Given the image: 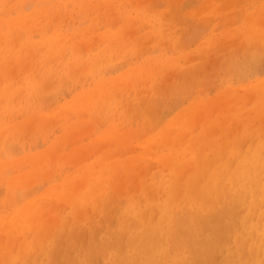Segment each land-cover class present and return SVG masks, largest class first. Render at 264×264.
Wrapping results in <instances>:
<instances>
[{
    "label": "bare ground",
    "instance_id": "obj_1",
    "mask_svg": "<svg viewBox=\"0 0 264 264\" xmlns=\"http://www.w3.org/2000/svg\"><path fill=\"white\" fill-rule=\"evenodd\" d=\"M17 1H20L21 3L24 0H17ZM26 1L24 3L27 4L28 1L27 2ZM84 1L85 2L83 3V7H85L84 8L85 13L80 12L78 15H77L78 12L75 13L76 16L74 17H76L75 18L77 20L76 22L73 21V22L64 23L65 21H63L60 34L51 33V35H49L48 37L46 36V38L43 37L42 39V37L40 36L43 35L42 33H45L46 31L45 29L42 30L40 29L46 28L47 30V27L41 26L40 28H38L36 25L34 26L32 24L33 25L32 28L34 29L33 31H35V33L36 32L38 33V35L36 34L35 35L32 34V35L37 36L38 38L40 37L42 41L37 42L38 40L36 41L30 39L32 42L36 41L35 43H32V45L31 43H28L26 41L25 43L31 45V46L29 45L30 50L29 47L28 49L26 48L28 45L22 42L23 39H21L20 36L19 37L16 36V34L18 35L22 34L21 31L23 32V30L20 29L19 27L24 25L22 21H24L26 17L23 16L24 17L23 19L22 16L16 18L13 17V15H11L13 19L9 18L10 19V21L8 22L9 25L5 22L9 27V30L7 32L6 31L0 32V71H1L0 72V113L9 110V105H11V109H13L15 113L16 111H18L17 109H22V111L24 109V114L22 115V113H20L19 115L20 117L23 116L26 120L20 122L21 118L19 116L18 117L20 119H18V117H13L11 119L13 114L12 113L11 116L8 117L10 118V121L13 120L14 122L12 121L10 123L7 122L8 124H6L5 122L4 123L5 125L2 124L3 122L1 123L0 138H2V141L0 140V145L1 144L4 145L3 148L0 146V151H2L0 153V158H4L3 156L5 155L13 156L16 153L17 151L16 148H13L15 151L13 150V152H10L11 151L10 146L16 147V143L14 142L15 144L13 145L9 141H12V139L16 140L18 134L19 137L22 136L24 137L25 135H27V134L25 135L21 134L20 136V133H22L24 129L29 128L30 131L26 132L28 133V136H31V133L33 134L31 137H27L29 139L34 137V134L37 135L40 134V131L42 133V129H45L46 126L45 124L46 120L49 119L45 118L46 119V120L44 119L45 123L43 122L42 119L43 116H41L42 114L41 115L39 114L42 113L39 112L41 111L39 107L42 105V103L46 102V100L47 102L49 101L48 99H44V95H42L43 92L39 93V91L41 88L45 87L44 85L46 83L52 84L49 85L52 88L56 84L55 87L57 89H55V87L54 89L50 87L51 88L50 91L52 90L54 94L51 93L52 91L49 92L48 94L51 93L57 96L56 94H58V92L62 93V90L61 91L58 90V88H60L62 84H66V85H62V87L63 86L64 88L65 86L67 87V82H65L66 80L62 81L65 78L68 80V83L69 81L71 84L72 83L74 84L75 82V85L77 86L75 88H77L78 90V91L76 90L77 92L86 95L85 99L82 98L83 101L81 100V98H79L80 99V100L78 99L79 102H74V103L72 102L73 104L71 106V109L74 110L73 113H76L78 116H81L82 110L84 109L82 115L85 114V111L86 113H90V116L89 115L87 116L88 118H90L93 115V113H95L96 115L99 114L101 118H99L100 116H97L98 118L95 116L94 119L95 118L98 119L99 124L102 121L106 122L107 124V128L105 129L106 131H104L103 133L99 131V134L102 135H99L98 139L100 138L103 139V137H106V139L104 140L107 141L112 140L115 142L116 140L121 141L129 134L130 137L131 135L132 137L136 136L138 140V143L136 145H138V147L141 149L143 154L145 149L148 150V151L146 150L145 153L146 152L150 153V157H152V159L150 160L154 159V167L156 164L158 169L156 167L155 168L157 169V171L156 170L153 171V169L155 168L152 169L153 172L155 171L156 172L153 174L152 180L148 182V184H144L145 181L144 180L143 182H141L142 184H138L137 190L131 189L132 190L131 192H125L124 196L121 195L123 197H120L118 195L120 193H118L117 194L118 197L115 199H118L120 197V199H118L119 205L118 208L114 209L113 197L117 193V190L115 189V187L118 186L116 183L117 178H118L117 182H120L118 177L119 169L125 174L127 171H129L127 170V168L130 169V171L134 170V172H137L138 168L136 167L137 169H135L136 163H133L137 161V159H133V157H131L132 155L134 156V152L136 151L132 152L133 150H135L134 148L131 150L130 149L131 147L129 148L127 147V145H124L125 147H127V150L129 148V150H131L132 152V154L130 152H129L130 154H128L131 155L130 156L131 160L126 154L124 155L127 156L126 160L129 159L131 162L130 161L124 162L123 160H119V159L114 160L113 158L109 160L102 159L101 161L100 158L104 156L101 155L94 156V154L97 153L98 150L97 148L99 147L98 145L101 139L100 140L96 139L97 142L99 141L98 143H96L98 145L95 144L98 147H96L95 145L92 146V143L94 144V142L92 143L90 142L89 145H91L92 147H96L94 149H97L96 151L93 150L94 151L93 155L91 153V155L94 156V159L91 160L94 166H92V164L89 162L90 159L87 164H84L83 162V167L78 166L77 164H75V162H73L74 165H77V168L76 170L73 169L74 170L73 173L68 174L66 171L67 169L68 171L71 170L70 167L68 166H71L72 162L71 163L68 162L69 165L67 166L65 164L66 161L64 160L65 161L64 165L65 167L67 166L68 168L65 169L66 171L64 172V176L61 179H59L61 181V182L59 181V184L57 178L56 180H54L56 176L58 178L62 176L60 174L58 176L57 173L59 172V170L56 173L55 171L56 168L55 169L51 168L52 170L49 171L50 173L48 172L49 174H46L52 176L51 173H55L54 178H50V179H52L51 181L55 182L56 185L54 184L55 186L53 185L51 187L52 190L47 191L45 189L47 192L43 190L46 192L45 196L47 194V197L48 196L54 197L53 200L55 199L61 200L63 204L69 209L67 215H65L63 218L61 216L60 218L61 220L59 221V223L57 224L55 223L54 227L48 229L49 227L46 228L45 225H41L43 222L39 221L42 218L40 217V215H39L40 218H37L38 219L37 221L39 223H35L34 220V218L36 217L35 216L36 212H38L39 210H41L40 208H42L41 205L46 206L51 201L53 202V200L49 199L50 197L48 198L50 202L46 204H44L45 203L44 201L43 204H37L36 206L33 205L31 206L29 204L25 206L24 204L23 205L19 204L22 205V207H20L19 205H17V208L14 207V210L13 209L10 210V211H14L11 212L13 214L11 217H10L11 214L10 211L8 212L7 210L8 207L6 202H5L6 205L2 203L4 204L5 208L7 207L5 211L7 210L9 216H7L8 214L6 213L3 215H6L4 216L5 219L8 217L9 218L8 221H5L4 218H1L3 217V215L0 217L1 221L4 220L2 222L0 221L1 222L0 264H264V80L255 83L253 81H257L259 78L253 77V79H249L246 73V69L249 65L248 63L253 59L256 60L257 57L259 58L260 50L264 49V17H262L264 16V0H221V3H219V8L215 9V7H212V11L209 16L216 17L217 15L219 19L223 18L224 19L223 21H225L224 23L227 22L230 26V29L228 30L225 27V32L226 29L228 31L226 34H222V35L219 34L218 32L216 33L214 29H211L210 33L206 37L207 40L206 41L207 46L205 47L206 49L205 48L202 49L199 47H197L196 49V52L198 53L203 51L201 53L202 58H204L203 57L204 53L208 52L210 54V55L208 54L209 56L208 58H211V60H209V63L210 65H212L211 66L212 69L213 66L214 67L220 66L222 70L225 69L227 75V77L225 78L228 79L224 78L223 79L224 83L225 82L229 83V80L232 78L236 79V81L239 83L237 84L236 82L235 84L239 85L238 88L240 87L241 90L240 89L239 90L241 91V93L238 92L237 87H233V86L231 87L230 84H227L223 91L219 90L217 92L218 95L215 97L219 100V102H224L223 98L225 97V102L220 104L218 103L219 107L218 109L216 108L217 110L216 112L214 109L215 105H213L214 102L212 103L210 99L208 100L210 102L203 101L204 100L203 98H202L203 100L201 99L203 102L202 101L193 102L192 100V102H190L192 105L189 103L191 106L188 107V110H186L185 117L182 119L183 120L182 123L181 121H178L180 122L181 125L180 124L178 125L176 123L168 124L166 130L165 128L163 129L161 128L162 130L157 129V126L159 124L157 122L155 124L149 123V119H151L150 118L151 116H149L148 111L156 107L157 103H159V100L167 98L166 95L169 94L171 96L172 93H175L173 92L175 88H178L176 92L177 94L179 93V90L181 88H185V86L181 87L179 85L181 82L178 84L179 86L175 85L177 84L174 81L176 79H174L172 75L176 76L178 74L183 73L186 77H188V80L190 78H196L199 75L200 78L203 75L202 76L201 74L197 75L198 70L201 68L200 69L202 71L201 73H203L204 72L203 69L205 68L202 69V66L205 67L206 63L209 64L208 61L206 59H203V61L200 60L201 62L198 63L199 65L198 64L196 65V62H194L195 64L189 63L181 68L182 65L179 62H180V56L182 54L180 55V52L178 53V51L175 50L178 48L175 47L174 42L176 39H180L183 44L182 47L185 46L183 36L182 34H180L181 36H177V37H173L174 36L173 34H172L173 36L169 35V33L167 32V24L165 21L167 16L163 12L158 11L157 8L154 6L152 9L146 8L145 10H143L141 13V17L139 19L137 18L125 19L123 26L122 27L120 26L121 28L119 29L114 28L113 30H111L112 29L111 28L110 30L108 29L106 31L105 30L102 31L101 27L102 24H104V22L102 21L105 18L103 17L101 18L102 15L101 14L102 12H100L102 9L101 4L99 3V1L96 0H84ZM4 2L8 4V8L11 9V7H13L11 5L14 3L13 0H2L1 1L2 5L4 4ZM43 2L44 1H42V3ZM134 2L135 3L137 2V4L139 3L138 1L135 0ZM204 3H206V1ZM30 4L31 2L28 3V5ZM35 4L37 5L38 3L36 2ZM28 5H26V7L23 6V8L27 9ZM17 7L18 6H14L13 9L17 11ZM106 9L104 10L106 11ZM208 9L209 8H207V11H209ZM1 10L3 12L2 11L0 12L4 13L5 15L8 14V12L6 13L4 12L5 10L3 9ZM112 10L114 12L113 7ZM33 11L36 12V10L30 9L29 13L31 16L28 15L29 17H32L31 12L33 13ZM105 11L103 12V14L106 13ZM119 11L120 10H118L117 12ZM10 12L12 13V11ZM39 12L42 13L43 11H39ZM2 13H0V15L5 16ZM110 13L111 12L107 13V15L109 14L108 16H111ZM120 13H117L118 17L122 15V13L121 14ZM33 15H34L33 17H35L36 14L34 13ZM54 15L56 17V13ZM59 15L60 14H58L57 17H60L62 14L60 16ZM153 15H155V17H153ZM42 16L41 19L43 18L47 19L46 16L45 17ZM113 16H112L113 18H116L115 14ZM204 16L206 15L203 14V17ZM20 17H22V20ZM208 17L206 16L207 22L211 20ZM27 18H26L27 22L24 27L28 26L27 24L31 26L30 23L35 22V21L31 22ZM1 19H2L1 21L4 22L3 17ZM56 19L57 18H54V20ZM59 19L61 21L62 16ZM48 20L51 19H47V22H49ZM112 20H110V22ZM121 22L123 23V21ZM179 22L180 21L175 22L177 27L181 26V23ZM77 23H82V24L77 25ZM75 24L77 26H75ZM109 26L111 27V25ZM34 27H36L37 30H35L36 28ZM2 28H4V25L2 26ZM14 28L16 29V31H13L15 30ZM30 30L27 29V32H31ZM195 35L196 34L192 32L189 36L194 38ZM97 37L99 38L98 42L100 44L106 43L103 45V48H100L97 45L98 42H96L95 40L97 39ZM224 37L226 38L229 37L231 40L226 41ZM94 41L96 42L95 45H97V50H98L96 53L93 52H92L93 54L91 52L89 53V50H87L88 52L86 51L87 52L86 53L83 52L84 51L83 49H82L83 51L80 49L81 46H84L83 48L85 49H88L89 46L90 48H92V46L94 45L92 42ZM21 42L22 44L24 43L26 46L24 45L22 48V46H20ZM177 43L179 42L177 41ZM40 44H42V48L45 46L44 48V50L46 51L45 55H44L45 52L42 50V48H39ZM17 45H19L20 47L18 46V48L15 49ZM78 47L79 50L83 52L82 54L83 56L84 53H86V58L72 62L66 59L68 63L66 62L63 63L64 60L62 61L63 58L62 56H60V53L58 54L59 52L58 50L61 48L65 54L64 56L67 57L68 56L67 54L74 55L78 50ZM40 49L41 51H43L44 56L41 55L42 58L40 56L41 59H38L37 58V56H39L38 52L34 50H40ZM106 49L107 51L109 49L108 53L113 54V56L110 57L109 59L107 58L106 61L103 60V62L105 61V63H103L100 59L104 58L106 54L105 56L103 55L104 57H102L99 53L100 52L102 53V51ZM32 50L37 55L35 54L34 56V52H32ZM172 51H176V54L174 52L172 53ZM30 53H32L33 55ZM35 57L37 58V60L34 59ZM29 58L33 59L34 61H31ZM28 59L30 60V64L36 62L34 63L36 65V69L37 67H39L38 69L40 70L38 71L40 72H36L35 68H30L33 66L28 67L30 65L29 62H27ZM127 60L130 61V63H132L133 65L128 64ZM55 61H59L61 65L57 62L56 64ZM27 63L29 64L27 66L28 71L30 69H34L36 75L32 71L33 72L32 75L30 72V75H27L25 78H22L23 76L22 72L24 71L27 72V70L24 69L26 67H23V65H26ZM117 63H120L121 65L125 63L128 64L127 66L129 65L130 66L128 68L125 67L126 70H122V72H120L119 74L117 73L118 75H112L111 72H115L116 69L115 67ZM3 64L6 65L4 69L5 70L7 69L8 70L7 72H10L11 69H14L15 75L12 72L10 74V75L13 74L12 76H10L9 73L6 74V71H3L4 69H2ZM7 64H9V66L11 67L8 66L9 68H7ZM53 64H56L57 66L59 65L61 66V68L59 67L55 68L56 66L53 67ZM125 64L123 66H125ZM22 67L24 69V70L22 69L23 71L20 70V68ZM46 67H48L50 71H47L45 69ZM197 68L199 69L197 70ZM211 68L209 70L212 71ZM220 68L217 67L216 70L219 71ZM43 69H45L46 71L45 70L43 71ZM19 70L22 74L18 72ZM215 71H212L214 72L212 74L216 75L217 78L218 76L217 74L219 73L217 72L215 73ZM2 72H4V74H2ZM20 74L22 76H19ZM208 74L210 75V71ZM258 74L259 73H256L255 76ZM78 75H80L81 77H79ZM205 75L206 73L204 74L203 78H201V80L197 78L199 79L198 81H194L193 79H190V82H192L191 80H193V83L196 82V84H199L200 83L199 81H201L203 85L201 83L200 84L202 86L200 84L197 86L194 85L195 87H197L194 88L197 89L199 92H200V88H202V91L206 90L205 88H203L205 81H207L204 80ZM214 75L213 78L215 79ZM17 76H19V78H17ZM36 77L37 78L40 77L41 79L38 85L36 81L38 82L39 79H37ZM218 78H220V76H218ZM202 79L204 80V83ZM206 79H208V77ZM14 80L16 81L15 84H11V81ZM72 87L69 88V91H72ZM166 88H168L167 90L169 91V93L167 92ZM44 89L43 91H45ZM186 89H188V87L185 88V91L189 93V91ZM64 90L66 92V89H63V91ZM46 91H48V89ZM181 91L182 89L180 90V92ZM65 92L63 94H65ZM203 92L206 93V91ZM66 93H68V91ZM78 94H75V96H77ZM80 94L78 95V97L80 96ZM183 94H184L183 96H185L186 92ZM15 95H17L20 98L16 99L18 97L16 96L15 98ZM38 95L39 98H36L38 97ZM41 95L43 96L44 101L43 99L42 100L40 99L42 97ZM83 95L80 97H83ZM219 95L220 97H222L221 95H223V98L220 99ZM13 96L16 99V101L20 99H24V101L28 99L29 100L24 103L25 104L24 108L22 103L21 105L16 107V105L22 102V100H20L19 102L17 101L18 103L14 105L13 103L15 102V99L12 100ZM50 96L47 97L46 95L45 98H49ZM59 96L62 95H60L59 93ZM215 97L211 98V100H214L216 102L217 100H215ZM57 98L58 97H56L54 104L59 101L58 100L59 98L58 99ZM37 99L40 100L36 101ZM67 104L71 105V103H67ZM221 104H224V106H221ZM47 105H50V103ZM55 105L57 106L61 105L60 107H58L60 109L62 108L61 111L63 110L64 107H66V104L63 105L62 103L60 104V102L59 105L58 104ZM33 107H36V109H39V111L33 109ZM56 108L57 107H55L52 110L54 111ZM224 108L227 110L224 111ZM42 109L44 110L46 108L42 107ZM61 111L59 110V112ZM65 111L68 112V110H63V112ZM163 112L165 114L166 113L170 114V111L167 112V110ZM213 112L214 114L215 113L216 114L214 115ZM38 114L41 116V119ZM64 114L66 115L68 113H64ZM179 114L181 113L179 112ZM43 115H46V117H48L47 116L48 114L43 113ZM171 115L173 116V113L170 114L169 116ZM4 116L6 117V114ZM62 116L63 118L58 119L61 120L58 121V123L61 126V128L65 129L63 130L65 132L68 129V125L66 124L68 121L67 119H69V117L72 116L68 117L66 115L68 117L67 118L65 116L66 119L64 118L63 114ZM102 116H103V120L100 121V119H102ZM163 116H161L160 118L162 120L163 119L165 120V116L164 118H162ZM23 117L21 120L24 119ZM51 117L54 116L52 115L50 116V118ZM75 117L77 116L75 115ZM87 117L85 115V118ZM141 118L143 119V121H141ZM83 119L81 122H83ZM166 119H168L169 120L168 122L170 123V117ZM98 120H96L95 122L97 123ZM162 120H159V122H162ZM165 121L163 122V124L165 123ZM231 121L235 122L234 127L233 125L231 126V124H233V122L231 123ZM47 122L49 123V121ZM77 122L80 123V121ZM99 124H97L96 127L100 128ZM70 125L73 124L71 123ZM80 125L83 126L81 123ZM88 125H92V124H87V126ZM105 125H103V127H106ZM162 125L160 126L162 127ZM22 126L24 128L23 130L21 128ZM60 126L57 125V127H55L57 131L54 132H58L60 130V128L58 127ZM81 126H79V128H82ZM52 127L50 126V128L48 127L49 129L47 128L49 131L44 130L45 132H48V136L51 135L49 132H53ZM72 127H70L71 128L70 130L74 129L72 135L70 134L66 135L65 133L66 136L64 137L63 131H62L63 135L62 134L61 135L64 138H66L67 136L69 137L71 136L73 138L75 136L73 135V133H76L74 131L75 129H77V127L76 128H72ZM96 127L93 128L97 129ZM148 127H151V129L149 128L150 130L149 129L147 130ZM87 129L90 128L87 127ZM87 129L86 130L82 129L84 130L83 134H85V131L86 132L89 131ZM154 129L158 130L156 131V133L160 136V138H158V136L154 137L152 133ZM181 129H183V131L186 130V132L188 130L190 136L188 134H186L188 137L185 136L184 135L185 132H183L182 135H184L186 138H182ZM80 130H79L80 133H78V131L77 133L79 135L80 134L82 135L81 133L82 130L81 131ZM58 136H60V134ZM35 137L37 136L35 135ZM69 137L68 139L67 138L66 139L69 140ZM71 137L70 140L72 139ZM142 137H147V139H151L150 140L151 145L146 146L147 144L145 143H143L145 144L143 145L141 140ZM127 138L128 137H126V139ZM74 139L75 137L72 139V141ZM78 139L79 138H76L77 141ZM83 139L81 137L82 141ZM130 139L131 138H129V140ZM38 140L37 141L33 140L34 142L36 141L34 145L37 144V142H39ZM33 141H31L30 143H33ZM82 141L80 143L83 144ZM52 142L53 141H51V143ZM41 143L38 144L41 145ZM101 143L102 142H100V145L102 146ZM60 144L62 146L63 142ZM70 144L74 145L72 143ZM75 144L77 145L76 147H78L79 149L80 147L85 145L83 144L82 146H80L79 144L80 146L79 147L78 143ZM55 145L56 144H54V148H56ZM65 145H68L69 147L68 143ZM110 145L112 147V144H109V146ZM37 146L35 147L31 146V147L32 148L34 147L35 149ZM105 146L108 147L107 145L103 144V147ZM17 147L19 151L20 147L19 146ZM44 147L43 149L46 151V148L49 149L50 145L49 147L46 148ZM57 147L60 146L57 145ZM64 147L66 148L67 146ZM87 147L85 146V148ZM92 147L90 148V150L93 149ZM100 147L99 149L102 150ZM50 148L52 150L51 152L52 155L55 156V154L53 153L52 146ZM82 148H84V146ZM24 149L28 150L26 148V145L25 147H23V150ZM66 149L63 151H65L64 152L65 154H68L69 153L67 152L68 149L67 150ZM76 149L77 148H74V151L72 153H69V156L68 155L67 156L70 158L72 156L71 154H74ZM79 149L78 151L80 152L81 150L83 151V149L81 150ZM44 150L43 151L41 150V152L43 153ZM59 150L60 149L58 148V151ZM71 150L73 149L71 148ZM78 151H76L77 156H78L77 153ZM85 151L86 152L88 151L90 153L89 148L88 150L86 149ZM119 151L120 152H117L116 150L118 154L119 153L121 154L122 150ZM41 152L37 151L35 152V154L33 153L34 155H32L31 153V155H28L27 159L29 161H34L35 160L34 157H37L35 156L36 153L40 154ZM7 153H11L12 155ZM58 153L61 154L63 152L59 151ZM83 153L85 154L84 151ZM83 153L81 154L82 156ZM89 153L88 156L84 155L83 157L87 156L88 159ZM16 154H18V152ZM23 154L26 155L29 154V152L28 153L24 152ZM40 155H46V154H40ZM52 155L48 154L47 157L48 156L51 157ZM103 155H105V153ZM107 155L108 157H114L115 154L111 152V154L108 153ZM58 156H62V154ZM75 156L73 155V157ZM137 156L141 157L143 155L141 154L140 156V154H138ZM144 157L147 158V156H143V158ZM23 158L24 160L26 159L24 156ZM66 158L67 157H65V159ZM51 159L53 158L51 157ZM75 159L78 158L75 157ZM132 159L135 161H132ZM9 160L10 159H8L7 161ZM14 160L15 159L12 160L13 163ZM42 160L44 159L42 158ZM42 160L40 161L42 162ZM82 160H86V158ZM139 160L143 161V159H139ZM139 160L138 163L139 162L142 163V161ZM144 160L146 163V159ZM23 162H20V164L24 166L23 167L24 169L27 166V164L25 166V163L27 162L25 161L24 165L22 164ZM37 162L39 163V161ZM59 162H62V160ZM28 163H29L28 166L33 164V163L30 164L31 162ZM45 163H47V161ZM73 163L71 166L72 168L74 167ZM131 163H133L134 167H132ZM138 163L136 166L140 164ZM147 164L150 165L148 161ZM152 164L150 168L152 167ZM12 165L11 167H9L10 170L9 168L5 169L8 167L5 165L4 168H2L1 166L0 167L2 168L1 169L2 171L6 170V173H10V171L14 168V166L12 167ZM16 165L18 166L17 163ZM40 165H38L37 167L39 168ZM46 165H50V163ZM51 166L52 165H50V167ZM33 167L36 166L33 164V166L31 167L32 170L34 169ZM16 168L14 169L15 171ZM145 168L146 166L144 167V169ZM144 169L142 170L144 171ZM25 170L26 169H24L23 172H25ZM36 170L34 169L33 170L34 172L32 171V173H35ZM44 170L46 171V169ZM142 170L140 171L141 173L143 172ZM13 171H11V173H14ZM39 171L40 169H38V172ZM45 171L44 173H47ZM51 171H55V172H51ZM147 171L148 168L145 171L146 172L145 174L148 173ZM140 172H137V174L138 173L140 174ZM29 173L30 172L27 173L28 176L30 175ZM61 173H63V171ZM4 174L2 175L3 179H4ZM42 174L39 177L43 176ZM145 174L143 173V175ZM15 175L17 176V174ZM141 175L142 174H140V176ZM2 176L0 175V179H2L1 178ZM36 176L37 175H35V177ZM122 176L124 175L122 174ZM131 176L132 174L130 175V177ZM25 177L27 178V176ZM30 177L27 178V182L33 181ZM35 177L33 175L32 178L34 179ZM130 177H128V179ZM42 178L43 177H41V179L39 178V180H43L42 182L41 181L39 182L38 180L37 182H35L40 187H42V185L38 183H43L44 185L45 184L44 180L48 179L49 177L45 178L44 176L45 179ZM28 179L31 180L28 181ZM143 179H145L144 176ZM13 180L12 181L2 180L3 182L2 181L0 182L4 184V182L6 181L7 182L6 184L8 185L7 187L8 189L9 187H14L13 184L17 183V187H18L19 186L18 182L20 181L23 182L22 180L18 181L19 179L14 181ZM45 181L47 182V180ZM51 181L48 184L52 183ZM77 182L80 183V187L74 190L73 186L77 184L75 185L73 184ZM123 182L125 181L123 180ZM25 183L26 182L24 181V184ZM124 184H122L123 185L122 187L126 186ZM2 185H0V194L4 192V190L1 188ZM20 185H22L21 189L22 187L24 188H26L27 186L31 187L27 185V183L25 184L26 186L25 185L23 186V184ZM130 185L129 187H131ZM17 187H16L17 193L14 191L16 193L14 195V198H16V195H18V191L20 190L19 188L20 186L18 187L19 189H17ZM45 187L47 188V186ZM32 190L33 189L28 190V188L20 190L19 195L17 197L19 199L23 197L22 198V202H23L24 198H26L24 196H27L28 193H29L28 196H32L31 195L32 192L34 194V192L36 191L35 189H34L35 191ZM7 192L9 191L7 190ZM20 192L26 193V195L24 194L23 196L22 195L20 196L21 194ZM43 194L44 193H42V195ZM4 195L8 196L9 198L11 194L9 195V193H7V194H3V196ZM39 197H41L40 194ZM44 198L45 197L42 196L41 198L42 202ZM19 199L17 200L19 201ZM31 199L33 200L32 197ZM8 201L9 203H11L10 201H12L13 203L14 200L12 198V200H8ZM27 201L24 203L27 204ZM53 203L54 204H51L52 206L55 205L57 202L55 203L54 201ZM61 203L59 205L62 206L63 204ZM57 205L58 203L56 204V207ZM61 206H59V208H61ZM1 209L4 208L0 206V210ZM63 209H62V213H64L63 211L65 210ZM58 210L57 212H59ZM89 211H91L90 214ZM66 212L67 211H65V213ZM54 213H56V211ZM51 218L49 219L50 221ZM48 232H49L48 237H45L46 233ZM18 238L20 240H18Z\"/></svg>",
    "mask_w": 264,
    "mask_h": 264
},
{
    "label": "rangeland",
    "instance_id": "obj_2",
    "mask_svg": "<svg viewBox=\"0 0 264 264\" xmlns=\"http://www.w3.org/2000/svg\"><path fill=\"white\" fill-rule=\"evenodd\" d=\"M1 1L2 0H0V4L2 5V3H1ZM14 1V3L13 4H11L13 7H11V9L10 8H8V4H6V2H4V4L1 6L0 5V11H2L1 9H3V10H5L4 12L6 13V12H8V14H4V13H2V12H0V13H2V14H4L5 16H1L0 15V22H2L1 20V18L3 17V21L4 22H2V23H0L1 24V30H0V32H7L8 30H9V27L7 26V24H8V22L10 21V19L9 18H11V19H13V17H16V18H19V16H24V17H28L27 19L29 20V21H35V22H32V23H30L31 24V26L29 25V24H27L28 26H26V27H24L25 25H26V18L24 19V17H23V19H24V21H22L23 23H24V25L23 26H20L19 28L20 29H22L23 30V32L21 31V35H18V34H16V36H20V38L21 39H23L22 40V42H28V43H31V45H32V43H35L37 40V42H40V41H42V39H43V37H45L46 38V36L48 37L49 35H51V33H58V34H60V31H61V27H62V25H63V21H65L64 23H67V22H73V21H77L75 18L76 17H74V16H76V14L75 13H77V15L80 13V12H82V13H85V7H83V3L85 2L84 0H75V2H74V0H34V1H32V0H24V1H22L21 3H20V1H17L16 0V2H15V0H13ZM27 2V4L26 3H24V2ZM39 1V2H38ZM42 1H44V2H46V3H42ZM49 1V2H48ZM66 1V2H65ZM96 1H99V3L101 4V6H102V9H101V11L100 12H102L101 14L103 15H101V18L103 17V18H105V19H103V21L102 22H104V24H106V25H104V24H102V27H101V30L102 31H106V30H110L111 28V30H113L114 28H121L122 26H123V24H124V21H125V19H127V18H130V19H134V18H137V19H139L140 17H141V13H142V11L143 10H145L146 8H153V6L154 7H156L157 8V10L158 11H161V12H163L166 16H167V18H166V16H165V21H166V24H167V32L169 33V35L171 36L172 34L174 35H172L173 37H177V36H181L180 34H182V36H183V40H184V44H185V46H183L182 47V42H181V40L180 39H176L175 40V42H174V44H175V47L176 48H178V49H175L176 51H178V53L180 52V64L182 65L181 66V68L183 67V66H185V65H187V64H189V63H193V64H195L194 62H196V65L198 64V63H200L201 61L200 60H202L203 61V59H206L207 61H208V63H209V60H211V58H208L209 56H208V52H206V53H204L203 55V57L204 58H202V55H201V53L203 52H200V53H198V52H196V49H197V47H199V48H202V49H204L206 46H207V44H206V37H207V35L210 33V31H211V29H214V31L217 33H219V34H226L227 33V31L230 29V26H229V24L226 22V23H224L225 21H223L224 19L223 18H221V19H219L218 17H217V15H216V17H217V19H216V17H214V16H209L210 15V13H211V11H212V7H215V9L217 8H219V3H221V0H210V2H212V3H210L209 2V0L207 1V0H135V1H138L139 3L137 4V2L135 3L134 2V0H106V1H108V2H106L105 0H96ZM192 1V2H191ZM206 1V3H204ZM31 2V4L30 5H28V3H30ZM38 3L37 5L35 4V3ZM48 2V3H47ZM53 2V3H52ZM74 2V3H73ZM123 2H125V3H128V4H125V3H123ZM182 2V3H181ZM209 2V3H208ZM40 3V4H39ZM58 3H59V5H58ZM134 3V4H133ZM206 5L207 3V5L205 6L204 4ZM216 3V4H215ZM57 4V5H56ZM67 4H70V5H67ZM105 4H107V5H105ZM136 4V5H135ZM210 4H213V5H210ZM218 4V5H217ZM7 5V6H6ZM26 5H28L27 6V9H25V8H23V6H25L26 7ZM110 5V6H109ZM128 5V6H127ZM138 5V6H137ZM210 5V6H209ZM216 5V6H215ZM14 6H18L17 7V11L16 10H14L13 8H14ZM75 6V7H74ZM130 6V7H129ZM74 7V8H73ZM108 9V12H107V9ZM112 7H113V9H114V12H117L118 10H120L119 12H117V13H122V15H120L119 17H118V15H117V13H114L113 12V10H112ZM140 7H141V9H140ZM6 8H8V9H6ZM111 8V9H110ZM207 8H209L208 10L209 11H207ZM30 9L32 10H36V12H34L33 11V13L31 12V14H32V17H29L28 15H30V13H29V11H30ZM43 9V10H42ZM55 9V10H54ZM104 9H106V11L104 10ZM54 10V11H53ZM70 10V11H69ZM128 10H130V11H128ZM133 10H135V11H133ZM10 11H12V13L10 12ZM39 11H43L42 13H40ZM60 11V12H59ZM66 11V12H65ZM106 12V13H104L103 14V12ZM46 12H47V14H46ZM59 12V13H58ZM64 12H65V14H64ZM74 12V13H73ZM109 12H111V13H113V14H111L110 13V15L111 16H108L107 15V13H109ZM126 12H128V13H126ZM207 12V13H206ZM36 14L35 15V17H33L34 15L33 14ZM56 13V17H55V14ZM124 13V14H123ZM130 13V14H129ZM206 13V14H205ZM209 13V14H208ZM19 14V15H18ZM58 14H62L61 16H62V19H61V21H60V17H57L58 16ZM107 15V17H106V15ZM115 14V17H116V15H117V17L116 18H113L114 15ZM202 14V15H201ZM203 14L204 15H206L209 19H211L210 21H206V16H204L203 17ZM11 15H13V17L11 16ZM39 15H40V17H39ZM43 15V16H42ZM71 15V16H70ZM129 15V16H128ZM132 15V16H131ZM31 16V15H30ZM37 16V17H36ZM41 16L42 17H45L46 16V18L47 19H51V20H48L49 22H47V19H41ZM49 16H50V18H49ZM54 16V17H53ZM67 16V17H66ZM70 16V17H69ZM113 16V17H112ZM22 17H20L21 18V20H22ZM39 17V18H38ZM52 17V18H51ZM73 17H74V19H73ZM153 17H155V15H153ZM152 17V18H153ZM204 19H203V18ZM262 17H264V16H262ZM54 18H57L56 20H54ZM70 18V19H69ZM72 18V19H71ZM114 19V20H112V19ZM118 18V19H117ZM5 19H7V20H5ZM34 19V20H33ZM42 20V21H41ZM105 20V21H104ZM110 20H112L111 22H113L114 23V26H113V23H111L110 22ZM41 21V22H40ZM54 21V22H53ZM58 21V22H57ZM108 21V22H107ZM121 21H123V23L121 22ZM178 21H180L179 23H181V26H178L177 27V25L175 24V22H178ZM223 21V22H222ZM7 24H6V23ZM21 22V21H20ZM38 22H40V23H38ZM122 23V25H121V23ZM34 23H37V24H34ZM83 23V22H82ZM82 23H77V25H79V24H82ZM4 25V28H2V26ZM35 26H37L38 28H40L41 26H46L47 27V30H46V28H41L40 30H42V29H45V33H42L43 35H41L40 37H42V39L39 37H37V36H34L35 34L36 35H38V33L36 32L35 33V31H33L34 29L32 28L33 27V25ZM9 25V24H8ZM54 25V26H53ZM76 24H75V26H77ZM109 25H111V27L109 26ZM115 25H117V26H115ZM119 25V26H118ZM225 25V26H224ZM17 26H19V25H17ZM51 26V27H50ZM75 26H73V27H75ZM121 26V27H120ZM5 27H6V30H5ZM22 27H24V28H22ZM29 27V28H28ZM57 27V28H56ZM106 27V28H105ZM110 27V28H109ZM215 27H216V29H215ZM218 27V28H217ZM225 27L228 29H226V32H225ZM17 28V27H16ZM34 28H36V27H34ZM105 28V29H104ZM15 29V28H14ZM27 29L28 30H30V29H32V30H30L31 32H27ZM72 29H74V28H72ZM179 29V30H178ZM223 29H224V32H223ZM35 30H37V28L35 29ZM56 30H58V31H56ZM100 30V31H101ZM13 31H16V29L15 30H13ZM51 31H53V32H51ZM196 31V32H195ZM221 31V32H220ZM39 32V31H38ZM192 32H194L196 35L194 36V38L193 37H190L189 35L192 33ZM223 32V33H222ZM15 33V32H14ZM18 33H20V32H18ZM32 34H34V35H32ZM28 36V37H27ZM224 36V35H223ZM17 37V38H18ZM19 38V39H20ZM225 39H226V41H228V40H231L229 37H224ZM26 39V40H25ZM36 40V41H31V40ZM98 37H97V39H95L96 40V42H98ZM187 39V40H186ZM177 41L179 42V43H177ZM22 42L20 43V46H22V48H23V46L25 45V44H27L28 45V43H23L22 44ZM95 42V41H94ZM94 42H92L93 44V46L95 47H93L92 46V48H90V46H89V48L88 49H85V48H83L84 46H81V50L83 51V52H86L87 50H89V53L91 52H93V53H96L98 50H97V45L100 47V48H103V45L104 44H106V43H103V44H100L99 42L97 43V45H95L96 44V42L94 43ZM30 45V44H29ZM29 45L26 47L27 49H28V47H29ZM30 45V46H31ZM80 45V44H79ZM18 46L19 45H17L16 47H15V49H17L18 48ZM19 46V47H20ZM26 46V45H25ZM58 47V46H57ZM80 47V46H79ZM79 47H78V50L76 51V53L74 54V55H70V54H67L68 56L67 57H65L64 55V52H63V50L60 48L58 51V54L60 53V56H62V61H63V63L64 62H66V63H68V61H70V62H72V61H78V60H81V59H85L86 58V53L88 52H86V53H84V56L82 55L83 54V52L81 51V50H79ZM108 47V46H107ZM36 48V47H35ZM39 48H42V44H40L39 45ZM44 48H45V46L42 48V50L45 52L44 53V55L46 54V51L44 50ZM106 48V47H105ZM15 49H14V51H15ZM37 49V48H36ZM91 49V50H90ZM206 49V48H205ZM29 50H30V47H29ZM34 51H37L38 52V55L39 56H37V58L38 59H41L42 58V56L41 55H43V51H41V49L40 50H34ZM33 50H32V52H34ZM40 51H41V54H40ZM81 53H79V52ZM95 51V52H94ZM108 51H109V49H108ZM108 51H107V49L106 50H103L102 51V53L100 52L99 54L102 56V57H104L105 56V54H106V56L104 57V58H101L100 60L103 62V60H105L106 61V59L108 58H110V57H112L113 56V54H110V53H108ZM176 51H172V53L174 52L175 54H176ZM92 53V54H93ZM258 53H259V51H258ZM258 53H257V55H258ZM261 53V54H260ZM260 53H259V58L257 59L256 58V60H251L248 64V67H247V69H246V73H247V77H249V79H253V77H257V78H259L257 81H253V82H255V83H258L259 81H261V80H264V49H262V50H260ZM30 54H32V53H30ZM35 52H34V56H35ZM33 55V54H32ZM37 55V54H36ZM43 55V56H44ZM104 55V56H103ZM109 55V56H108ZM111 55V56H110ZM210 55V54H209ZM31 56V55H30ZM40 56H41V58H40ZM79 56V57H78ZM248 56V55H247ZM59 57V56H58ZM245 57V56H244ZM243 57V58H244ZM37 58L35 57L34 59L35 60H37ZM200 58H202V59H200ZM30 59V58H29ZM28 59V61L27 62H29V64H30V60L31 61H34L33 59H30L29 60ZM66 59H68V61L66 60ZM2 60V59H1ZM105 61L103 62V63H105ZM59 63L60 64V62L59 61H55V63ZM127 62H128V64H130V65H133L132 63H130V61H128L127 60ZM212 62V61H211ZM32 63V62H31ZM34 63H36V62H34ZM34 63H32V64H26V65H23V67H26V68H24L25 70H27V72L26 71H24V72H22L23 73V76L21 75L22 73L20 72V70L21 71H23L24 69H23V67L22 68H20V70L18 71L19 73H21L19 76H22V78H25L27 75H30V72H31V75H32V73L34 72V69H30V68H35L36 69V65L34 64ZM56 63V64H57ZM6 64V63H5ZM5 64H3L2 66H3V68L2 69H4V67L6 66ZM56 64H53V67L54 66H56L55 68H57V67H59V68H61V66H57ZM125 64V63H124ZM123 64V65H124ZM128 64H125V66H123V65H121L120 63H117V65H116V69H115V72H111V74L112 75H118L120 72H122V70H126V68H128L129 66H127ZM29 65V66H28ZM35 65V66H34ZM61 65V64H60ZM199 65V64H198ZM203 65H205V64H203ZM9 64H7V68H9V67H11V66H9ZM30 67V66H33V67H30L29 69V71H28V67ZM211 66L212 65H210V63L209 64H207L206 63V65H205V67L204 66H202V69L203 68H205V69H203V71L206 73V75L209 73V71H210V75L208 76L207 75V77H208V79H206L207 77H206V75H205V79L204 80H207V81H205V84H206V86H205V84H204V86H203V88H205L206 90H203V91H206V93L205 92H203L202 91V88H200V92L197 90V89H195V88H197V87H195V86H197V85H199L200 83H201V81H199V82H197V83H199V84H196V82H194L193 83V80L194 81H198L199 79L201 80V78H203V76H204V72L203 73H201L202 71L199 69V68H197V70H198V74L197 75H199V74H201V76L202 77H200L199 78V76H197L196 77V75H195V77L196 78H190V79H193V80H191L192 82H190V79L188 80V77H186L183 73L182 74H178V75H176V76H174V75H172V77L174 78V79H176V80H174L177 84H175V85H178L180 82V86L182 87V86H185V88L186 87H188V89H186V90H188L189 91V93L187 92V91H185V88H181L182 89V91L180 92V90H179V93L177 94L176 92H177V89L178 88H175V90L173 91V92H175V93H172V92H170V93H172V94H174V95H172L171 94V96L168 94L169 93V91L167 90L168 88H166V90H167V94L168 95H166V97L167 98H164V99H162V100H159V103H157V105H156V107H154L153 109H151V110H149L148 111V113H149V116H151L150 118L151 119H149V123H152V124H155L156 122L157 123H159L160 125H162L163 124V122L165 121V120H167V121H165V125L163 124L162 125V127L158 124V126H157V129H163V128H165V130L167 129V126H168V124H172V123H176V124H180V122H178V121H181V123H182V119L185 117V113H186V110H188V107H190L192 104L190 103V102H192V100H193V102L194 101H197V102H199V101H202L203 99V101H208L209 99H210V101L213 103V105H215L214 107V109H215V112L217 111L216 110V108L218 109V107H219V105H218V103L220 104V103H224L225 102V97L223 98V95H221L222 97H220V95H219V97H220V99H222L223 98V101L224 102H219V100L215 97V96H217L218 95V91L220 90V91H223L224 90V88H225V86L227 85V84H230V86L232 87H237L238 88V86L239 85H236L235 83L237 82L236 81V79H234V78H232V79H230L229 80V83L228 82H225L224 83V81H223V79L225 78V77H227V75H226V72H225V69L224 70H222V68H220V66H213V69L211 68ZM52 67V68H53ZM121 67V68H120ZM126 67V68H125ZM207 67V68H206ZM217 67H219L220 68V70L218 71V70H216L217 69ZM39 67H37V69H36V72H40V71H38V70H40V69H38ZM125 68V69H124ZM212 69V71H215V73L217 72V73H219V74H217L218 76H220V78H218V76H217V78H216V75H214V74H212V73H214V72H212L211 70H209V69ZM11 69V68H10ZM23 69V70H22ZM47 71H50V69L48 68V67H46L45 68ZM45 69H43V71L45 70ZM54 69V68H53ZM114 69V68H113ZM16 70V69H15ZM45 70V71H46ZM208 70V71H207ZM3 71H6V74H8L9 73V75L11 74V72L15 75V72H14V69H11V71L10 72H7L8 70L6 69H4ZM33 71V72H32ZM42 71V72H43ZM200 71V72H199ZM221 71V72H220ZM1 72V71H0ZM26 72V73H25ZM29 73V74H28ZM118 73V74H117ZM223 73V74H222ZM256 73H259L258 75H256L255 76V74ZM2 74H4V72H2ZM12 74V75H13ZM34 74L36 75V73L34 72ZM211 74H212V76H211ZM221 74H222V76H221ZM12 75H10V76H12ZM81 75V74H80ZM80 75H78L79 77H81ZM213 75H214V77H215V79L213 78ZM223 75H224V77H223ZM19 76H17V78H19ZM210 77H212V78H210ZM252 77V78H251ZM17 78H15V79H17ZM37 78V77H36ZM197 78H199V79H197ZM230 78V77H229ZM13 79H14V77H13ZM37 79H39L38 80V82L36 81V83H37V85L39 84V81H41V79H40V77L39 78H37ZM196 79V80H195ZM225 79H228V78H225ZM64 80H66L65 82H67V87L65 86V88H64V86L62 87V85H66V84H62L61 86H60V88L62 87L63 89H66V92L68 91V93H66L65 92V90L63 91V89L61 88H58V90H62V93L61 92H58V91H56V92H58V94H56L57 96H55V95H53L54 94V92L52 91H50V89L52 88L51 86H49V85H52V84H49V83H46L44 86V88H46V89H44V88H41L40 89V91H39V93H42V95H44V99H48V101L49 102H47V100H46V102H44V103H42V105L39 107V109H41V111H39V109H36V107H33V109H36L37 111H39V112H42V113H39L41 116H43L42 117V119H43V122H44V119L46 118H48L49 120H46V126H45V129H42V133H41V131H40V134H34V137H35V135L37 136V137H32L31 139H29V138H27V137H31L33 134L31 133V136H28V133H26V132H29L30 130H29V128H27L28 129V131H27V129H24L23 128V126L21 127L22 128V130L24 129V130H26V131H22V133H20V136H21V134H23V135H25V134H27V135H25L24 137L22 136V137H19V134L17 135L19 138H20V140H19V138L17 137L16 138V140H13L12 139V141H9V142H11L13 145L16 143V147H12V146H10V152H13V148H16L17 149V151H16V153L18 152V154H14L13 156H3L4 158H0V161L1 160H3L4 161V163H3V161H1L0 163L3 165H1L0 164V166L2 167V168H4V165L5 166H8L7 168H5V169H8L9 167H11V165L12 164H14L15 162L18 164V166L20 167V169H19V167L16 165V163L14 164V165H12V167L14 166V168L11 170V171H13L16 167V171L14 170L13 172L15 173V174H17V176L14 174V173H11V171H10V173H6V170L5 171H2L1 169V167H0V175L2 176L3 174H4V172H5V174H7V175H5L4 174V179H3V176L1 177L2 179H0V181H4V180H9V181H12L13 179L14 180H17V179H19L18 181H20V180H22L23 182H18L19 183V188H20V190H23V189H27L28 188V190H31V189H35L34 191V194H33V190L32 191H30V192H32V196H28L29 195V193H28V197L27 196H24V197H26V198H24V200L25 199H27V200H23V202H22V198L23 197H21V199H19L17 196L19 195V191H18V195H16V198H14V195L17 193L16 191V187H17V183L16 184H13L14 185V187H9V189L7 188L8 187V185L6 184L7 182L5 181L4 182V184L2 183V182H0V185H2V189L4 190V192H2V194H0L1 196H3V194H7V193H9V198H8V196H6V195H4L3 197H1L0 196V203H1V207H3L4 209H1L0 211H3V212H0V217L3 215V214H8V212L10 211V210H14V207H16L17 208V205H19V204H24L25 206L26 205H33V206H36L37 204H43L44 203V201H45V203L44 204H46V203H48V202H50L49 200H48V198L50 197V196H48L47 197V194H46V196H45V193L48 191V190H52L51 189V187L55 184V182H53V181H51L52 179H50V178H54V175H55V173H51V175L52 176H49V175H46V174H49L50 172V170H52L51 168H56L55 169V171H56V173H57V171L59 170V172L57 173L58 174V176H59V174L60 175H62L61 177H55V179L54 180H56V178H57V180H58V184H59V179H61L63 176H64V172L66 171L65 169H67L68 167H70V169L71 170H76V168H77V165L78 166H82L83 167V162H84V164H87L88 163V161H89V159H90V163L92 164V166H94V164L92 163V161L91 160H93L94 159V156L96 155V156H99V155H101V156H104V157H102V158H100V160L102 161V159H104V160H109V159H111V158H113L114 160H117V159H119V160H123L124 162L125 161H130L131 160V158H130V156L131 155H128V154H132V152H134V151H136V152H134V156L132 155L131 157H133V159H137V161H135V160H133L132 159V161H135V162H133V163H136L135 164V169H137V172H140L142 169H144V167L146 166V170H147V168H148V175L147 174H145L146 172V170L144 169V171L141 173L140 172V174H142L141 176H140V174L138 173L137 174V172H134V170H131L130 171V169H128L127 168V170H129V171H127L126 172V174L124 173V172H122V171H120V169H119V173H118V177H119V180H120V182H117L118 181V178H117V181H116V183H117V185L119 186V188H118V186H116L115 187V189L117 190V193H116V195L113 197V199H114V205H113V207H114V209H116V208H118V205H119V200L118 199H120V197H123L124 196V193L125 192H131L132 190H137V188H138V184H142L141 182H143L144 180L146 181H144V184H148V182H150L151 180H152V176H153V174L157 171V169H158V167H157V165L155 164V167L157 168H155L154 167V159L153 160H150V159H152V157H150V153L149 152H146V153H149V154H146L145 153V151L147 150V149H145V151H144V154L142 153V151H141V149L138 147V145H136L137 143H138V140H137V137L136 136H134V137H132V135H131V137H130V134L129 135H127L126 137H128L127 139H126V137L125 138H123L122 140L124 141H118V140H116L115 142L114 141H112V140H109V141H107V140H104V139H106V137H103V139L102 138H100V139H98L99 137V135H102V134H99V131L100 132H104V131H106L105 129L107 128V124H106V122H103L102 120H103V116H104V114H103V116H102V119H100V121H102L100 124H99V120L98 119H96V120H98V122L96 123L95 121V119H94V117L96 116H100L99 114L98 115H96L95 113H93V115L90 117V118H88L87 116L89 115L90 116V113H86V111H85V114L84 115H82L83 114V112H84V109L82 110V114H81V116H78L76 113H73L74 112V110L73 109H71V106H72V104L74 103V102H79V98H81V100L83 101V99L82 98H86V95H83V94H80L79 92H77L78 90H77V88H75V87H77L76 85H75V82H74V84L72 83H70V81H69V83H70V86H69V83H68V80L67 79H63L62 81H64ZM203 80V79H202ZM204 80H203V83H204ZM173 81V82H174ZM2 82V81H1ZM15 80L14 81H11V84H15ZM64 82V83H65ZM174 82V83H175ZM207 82V83H206ZM232 82V83H231ZM173 83V84H174ZM239 82H237V84H238ZM171 84V83H170ZM202 84V83H201ZM200 84V85H201ZM74 85V86H73ZM178 85V86H179ZM191 85V86H190ZM193 85V86H192ZM195 85V86H194ZM203 85V84H202ZM201 85V86H202ZM235 85V86H234ZM49 86V87H48ZM55 86H56V84H55ZM54 86V87H55ZM59 86V85H58ZM57 86V87H58ZM69 86V87H68ZM73 86V87H72ZM51 87V88H50ZM54 87L52 88V89H54ZM72 87V91H69V88H71ZM192 87V88H191ZM195 87V88H194ZM43 89L46 91L47 89H48V91H43ZM55 89H57L56 87H55ZM184 89V90H183ZM240 89V87L238 88V92L239 93H241V89ZM77 90V91H76ZM80 90V89H79ZM194 90H197V91H194ZM186 92V94H185V96H183L184 94L183 93H185ZM192 91V92H191ZM49 92H51V93H53V94H48ZM65 92V94H63ZM70 92V93H69ZM74 92H75V94H80V96H82L83 95V97H78V95L77 96H75V94H74ZM77 92V93H76ZM193 92H194V94H193ZM195 92H196V94H195ZM45 93V94H44ZM59 93H60V95H62V96H59ZM199 93V94H198ZM205 93V94H204ZM72 94H73V96H72ZM190 95V96H188V95ZM202 96H201V95ZM41 95V96H42ZM46 95H47V97L48 96H50L49 98H45L46 97ZM53 95V96H52ZM200 95V96H199ZM248 95H249V93H248ZM16 96L17 95H15V98H16ZM40 96V97H41ZM72 96V97H71ZM18 97V96H17ZM36 97V96H35ZM34 97V98H35ZM56 97H58L57 99L59 100L57 103H55V104H58L59 105V102H60V104L62 103L63 105L64 104H66V107H64L63 108V110H68V112L67 111H65V112H63V110L61 111V109L60 108H58V107H60L61 105H59V106H57V105H55L54 104V102H55V99H56ZM210 97V98H209ZM215 97V100H217L216 102L214 101V100H211V98H214ZM14 98V96H13V99L12 100H14L15 99ZM20 97H18V98H16V99H19ZM36 98H39V95H38V97H36ZM35 98V99H36ZM63 98V99H62ZM66 98V99H65ZM203 98V99H202ZM16 99H15V102L13 103L14 105H16L20 100H22V102H20L19 104H17L16 105V107L17 106H19V105H21V103H22V105H23V108L25 107V102L26 101H28V100H25L24 101V99H20V100H17L16 101ZM41 100L43 99V96L40 98ZM39 99V100H40ZM44 99H43V101H44ZM51 99V100H50ZM79 99V100H78ZM198 99V100H197ZM202 99V100H201ZM38 99L36 100V101H39ZM75 100V101H74ZM78 100V101H77ZM51 101V102H50ZM202 101V102H203ZM210 101H208V102H210ZM238 101V100H237ZM53 102V103H52ZM73 102V103H72ZM34 103V102H33ZM41 103V102H40ZM45 103H46V105L47 104H49L50 103V105H47V107H46V105H45ZM52 103V104H51ZM67 103H71V105H69V104H67ZM191 105H190V104ZM54 104V105H53ZM238 104H239V102H238ZM53 105V106H52ZM69 105V106H68ZM216 105H218V106H216ZM221 106H224V104H221ZM42 107L44 108H46V109H42ZM50 108V110H49V108ZM55 107H57L54 111L52 110V109H54ZM67 107H68V109H67ZM69 107H70V109L71 110H73V111H71L70 109H69ZM11 105H9V110H6V111H4V112H1L0 113V126H1V123L2 124H4L5 122H6V124H8V123H10L11 121L12 122H14L13 120H11L10 121V118L8 117V116H11V114H12V117H11V119L13 118V117H20V113H22V115L24 114V109H23V111H22V109H17L18 111H16V113H15V111L13 110V109H11ZM32 109V110H33ZM48 109V110H47ZM51 110H52V112H51ZM56 110H57V112H56ZM59 110L61 111V112H59ZM165 110H167V112H169L170 111V114H172L173 113V116L171 115V116H169L170 114H165L163 111H165ZM227 109H225L224 108V111H226ZM214 111V110H213ZM49 112H51V113H49ZM172 112V113H171ZM179 112L181 113V114H179ZM183 112V113H182ZM14 113H15V115H14ZM18 113V114H17ZM43 113H45V114H48L47 116L48 117H46V115H43ZM54 113V114H53ZM64 113H68V114H66L68 117L69 116H72V117H69V119H67L68 121H67V125H68V132H67V130L64 132L63 130H65V129H63V128H61V126L59 125V123H58V121H61V120H58V119H60V118H63V116H62V114L64 115V118L66 119V115L64 114ZM6 114V117L4 116ZM38 114V115H39ZM166 116H168V117H166ZM213 114H214V112H213ZM216 114V113H215ZM214 114V115H215ZM17 115V116H16ZM39 115V116H40ZM54 116V117H51L50 118V116ZM75 115L78 117H75ZM85 115H86V117L87 118H85ZM165 116V120L163 119H161L160 117L161 116ZM181 115V116H180ZM2 116V117H1ZM41 116H40V119H41ZM66 116V117H65ZM164 116L162 117V118H164ZM180 116V117H179ZM18 117V119H22V117H20L19 118ZM56 117V118H55ZM67 117V118H68ZM76 119H75V118ZM170 117V123L168 122L169 120L168 119H166V118H169ZM171 117H172V120H171ZM178 117V118H177ZM5 118H6V121H5ZM9 118V119H8ZM24 118V117H23ZM84 118V119H83ZM92 118V119H91ZM98 118V117H97ZM99 118H101V116L99 117ZM148 118V117H147ZM177 118V119H176ZM20 119V122L21 121H25L26 119L24 118L23 120H21ZM51 119V120H50ZM53 119V120H52ZM82 119H83V122H81L82 121ZM90 119H91V121H90ZM57 120V121H56ZM75 120V121H74ZM85 120H86V122H85ZM159 120H162V122H159ZM17 121H19V120H17ZM17 121H15V122H17ZM47 121H49V123L47 122ZM51 121V122H50ZM74 121V122H73ZM77 121H80V123L83 125V126H81L80 125V123L79 122H77ZM141 121H143V119L141 118ZM172 121V122H171ZM8 122V123H7ZM53 122V123H52ZM55 122V123H54ZM76 122V123H75ZM84 122H85V124H84ZM89 122V123H88ZM168 122V123H167ZM233 122V124H231V126L233 125V127L235 126V122L234 121H231V123ZM25 123V122H24ZM56 123H57V125L58 126H60V127H58V128H60V130H61V133H60V130L58 131V132H54V131H57L56 130V128L55 127H57V125H56ZM69 123V124H68ZM73 124V125H70V124ZM79 123V124H78ZM92 124V125H88L87 126V124ZM96 123V124H95ZM162 123V124H161ZM184 123V122H183ZM48 124H49V126H48ZM97 124H99V127L100 128H98V127H96L97 126ZM105 125L106 127H103V125ZM5 125V124H4ZM4 125H2V126H4ZM75 125V126H74ZM76 125H78V126H76ZM88 128H90V129H87V127ZM101 125V126H100ZM181 125V124H180ZM50 126L53 128V132H49L51 135H49L48 136V132H45V131H49L48 129L50 128ZM73 126V127H72ZM79 126H81L82 128H79ZM86 128H85V127ZM92 126V127H91ZM49 127V128H48ZM70 127H72V128H76L77 127V129H75V131L74 132H76L77 133V131H78V133H80L79 132V130L81 129H87V130H89L88 132H86L85 131V134H83V132H84V130H80L81 131V133H82V135L80 134H78L77 133V135L78 136H81L82 137V139H83V141L81 140V137H78L77 135H76V133H73V135H75L74 137H75V141H77L76 140V138H79L78 139V141L77 142H75L74 140V143H73V141H72V139L74 138H72L71 136V140H70V137L69 136H67L66 138L68 139V137H69V140H67L66 138H64L66 135H72V132H73V130H70L71 128ZM96 127L97 129H98V131H97V129H94V128ZM156 127V126H155ZM48 128V129H47ZM52 128H51V130H52ZM54 128H55V130H54ZM57 128V129H58ZM93 128V129H92ZM103 128V129H102ZM151 129V127H148L147 128V130L148 129ZM102 129V130H101ZM149 129V130H150ZM157 129H154L153 130V135H154V137H156V136H158V138H160V136L156 133V131H158ZM161 129V130H162ZM45 130V131H44ZM50 130V131H51ZM62 131L64 132L63 134H62ZM94 131V132H93ZM95 131H97V132H95ZM181 136H182V138H186L185 136H187L186 134H188L189 135V131L187 130V132H186V130H184L183 131V129H181ZM46 134H45V133ZM92 132V133H91ZM183 132H185L184 133V135H182L183 134ZM56 133V134H55ZM65 133H66V135H65ZM156 135H155V134ZM60 134V136H58ZM64 136H62V135ZM89 134H90V137H89ZM41 135V136H40ZM95 136V137H94ZM190 136V135H189ZM39 137V138H38ZM57 137V138H56ZM61 137V138H60ZM188 137V136H187ZM45 138H46V140H45ZM60 138V139H59ZM129 138H131L130 140H129ZM147 139V137H142L141 138V140H142V144L143 143H145V144H147L146 146H150L151 145V139H147V140H145V139ZM21 139H22V141H21ZM24 139V140H23ZM27 139V140H26ZM38 140V139H40V140H38L39 142H37V144H35L34 145V143H36V141L34 142L33 140ZM58 139V140H57ZM65 139V140H64ZM94 139H95V141H94ZM96 139H98V140H100V142H102L101 144H102V146L100 145V142H99V145L98 144H96V143H98L97 142V140ZM0 140L2 141V138H0ZM4 140V139H3ZM11 140V139H10ZM19 140V141H18ZM33 141V143H30L31 141ZM64 140V141H63ZM83 142V144H85V145H83L82 143H80L81 141ZM93 140V141H92ZM17 141V142H16ZM21 141V142H20ZM26 141V142H25ZM27 141H28V143H30V144H32V145H30V144H28L27 143ZM42 143H41V142ZM47 141V142H46ZM51 141H53L52 143H51ZM62 143L63 142V144H62V146H61V144L59 143ZM69 141H70V143H72V144H74V145H71L70 143H69ZM126 141H127V143H126ZM144 141V142H143ZM15 142V143H14ZM24 142H25V145H26V148L28 149V150H26V149H24L23 150V147H25V145H24ZM66 142V143H65ZM90 142L92 143V142H94V144L92 143V146H94L95 144L96 145H98L102 150H100L99 149V147L98 146H96V147H98L97 149L98 150H100L101 152L102 151H104V152H100V151H98L97 149H94V148H96V147H92L91 145H89L90 144ZM104 142V143H103ZM111 142V143H110ZM114 142V143H113ZM120 142V143H119ZM27 143V144H26ZM41 143V145H39V144ZM50 143V144H49ZM56 144L55 145V147L56 148H54V144ZM59 143V144H58ZM69 144V147H68V145H65V144ZM75 143H78V146H79V144H80V146H84V148H82V147H80V149L78 148V147H76L77 145L75 144ZM121 143H123V144H121ZM148 143H150V144H148ZM47 144H49L50 145V147L52 146V149H53V153L55 154V156L54 155H52V150H51V148L49 147V145H47ZM53 144V145H52ZM86 144H88V145H86ZM103 144H105V145H107L108 147H103ZM109 144H112V147H111V145L109 146ZM145 144H143V145H145ZM3 145L4 144H1L0 146L3 148ZM11 145V144H10ZM38 145V146H37ZM47 145V146H46ZM57 145L58 146H60V147H57ZM124 145H127V147H131L130 149L132 150L133 148L135 149V150H133L132 152H131V150H129V148H128V150H127V147H125ZM17 146H19L20 148V150L18 151V147ZM30 146V147H29ZM31 146H37L35 149H34V147L32 148ZM45 146V147H44ZM64 146H67L66 148L68 149H66ZM85 146L87 147V148H85ZM116 146V147H115ZM118 146V147H117ZM123 146V147H122ZM145 146V147H146ZM43 147L44 148H46V147H49V149L48 148H46V151L43 149ZM93 148V149H91L90 150V148ZM103 147V148H102ZM12 148V149H11ZM32 148V149H31ZM58 148L60 149L59 151L61 152H65V151H63V150H67V152H69V153H72L73 151H74V148H77L76 150H75V152H74V154H71L70 156V158L68 157L69 156V153L68 154H65V156H64V154L63 153H61L62 154V156H58V155H61V154H59L58 152ZM71 148L73 149V150H71ZM88 148H89V151H90V153H89V158L87 159V156H88V153L85 151L86 149L88 150ZM108 148V149H107ZM117 148V149H116ZM57 149V150H56ZM78 149L79 150H81V149H83V151L85 152V154L83 153V151L81 150V152L80 151H78ZM85 149V150H84ZM2 150V149H1ZM22 150V151H21ZM41 150L43 151L44 150V152L42 153L41 152ZM48 150V151H47ZM56 151V153H55V151ZM70 150V151H69ZM96 151L97 150V153H95L94 154V156H92L93 155V152L94 151ZM116 150H117V152H120L119 150H122V153H123V155H122V153L120 154H118L117 152H116ZM4 151V150H3ZM15 151V150H14ZM21 151V152H20ZM37 151H39V152H41L40 154H46V155H40V154H38V153H36V155L35 156H37V157H34L35 158V160H37V161H39V163L37 162V161H29L27 158H28V155H31V153H32V155H34L35 154V152H37ZM76 151H78L77 153H78V156H77V154H76ZM92 151V152H91ZM148 151V150H147ZM2 151H0V153H1ZM24 152H26V153H28L29 152V154H23ZM111 152H113L115 155H114V157H108V153H110L111 154ZM130 152V153H129ZM139 152H141V153H139ZM34 153V154H33ZM83 153V156L84 155H87V156H85V157H83L81 154ZM87 153V154H86ZM91 153H92V155H91ZM105 153V155H103ZM7 154H10V155H12L11 153H7ZM48 154H50V155H52L51 157L53 158V159H51V157L50 156H48L47 157V155ZM117 154V155H116ZM127 155L128 157H129V159L128 160H126V157L127 156H124V155ZM138 154H140V156H141V154L143 155V156H147V158H143V156H141V157H139V156H137ZM68 155V156H67ZM73 155L75 156V157H77L78 159H75V157H73ZM90 155H91V157H90ZM107 155V156H106ZM120 157H119V156ZM23 156L27 159H25L24 160V158H23ZM27 156V157H26ZM40 156V157H39ZM58 156V157H57ZM116 156H118V157H116ZM122 156V157H121ZM5 157H6V159L8 160V159H10L9 161H7L6 159H5ZM20 157H21V159H20ZM50 157V158H49ZM55 157H56V159H55ZM60 157V158H59ZM61 157H62V159H61ZM65 157H67L66 159H65ZM80 157V158H79ZM125 157V158H124ZM137 157V158H136ZM139 157V158H138ZM149 157V158H148ZM12 158V159H11ZM37 158V159H36ZM41 158V159H40ZM42 158L44 159V160H42ZM49 158V159H48ZM71 158H74V159H71ZM84 158H86V160H82V159H84ZM13 159H15L14 160V163L12 162V160ZM42 160V162L40 161V160ZM54 159H55V161H54ZM60 159V160H59ZM139 159H143V161L142 160H139ZM144 159H146V163H145V160ZM17 160H18V162H17ZM20 160H22V161H20ZM51 160V161H50ZM57 160V161H56ZM61 161L62 160V162H59V161ZM66 161V165L68 166L69 164H68V162L69 163H73V162H75V164H77V165H74V163H73V168L71 167L72 166V163H71V166H66L65 167V165H64V162ZM70 160V161H69ZM75 160V161H74ZM77 160V161H76ZM104 160H103V162H104ZM138 160L139 161H142V163H138ZM23 162L22 164L24 165V163H25V161L27 162V163H25V166H26V164H27V166H26V168H24V169H26L25 170V172H26V174L28 173V172H30L29 174V176H28V174L26 175L25 174V172H23L24 171V169H23V167L24 166H22L21 164H20V162ZM47 161V163H45ZM50 161V162H49ZM55 162L56 163V166H55V163H53V162ZM147 161H148V163L150 164V165H148L147 164ZM28 162H31L30 164H32L33 162V164L36 166V167H33L35 170H36V168H37V170L35 171V173H32V171L34 170H32L31 169V167L33 166V164L32 165H30V166H28L29 165V163ZM131 162V161H130ZM8 163V164H7ZM42 163H44V164H42ZM50 163V165H52L51 167H50V165H46V164H49ZM52 163V164H51ZM80 163V164H79ZM133 163H131V165H132V167H134L133 166ZM137 163L139 164L138 166H136L137 165ZM145 163V164H144ZM153 163V164H152ZM155 163H156V160H155ZM7 164V165H6ZM20 164V165H19ZM37 164V165H36ZM41 164V165H40ZM53 164H54V166H53ZM58 164V165H57ZM129 164V163H128ZM151 164H152V167L150 168V166H151ZM38 165H40L39 166V168L37 167ZM44 167H43V166ZM97 165H99V164H97ZM148 165V166H147ZM16 166V167H15ZM41 166H42V168H41ZM63 166V167H62ZM50 167V168H49ZM131 167V168H132ZM137 167V168H136ZM141 167H142V169H141ZM58 168V169H57ZM60 168H63V169H60ZM150 168V169H149ZM153 168H155V169H153ZM30 169V170H29ZM38 169H40V171L38 172ZM44 169H46V171L44 170ZM49 169V170H48ZM141 169V170H140ZM152 169H153V171L154 170H156L155 172H153L152 171ZM4 170V169H3ZM9 170H10V168H9ZM20 170H21V172H20ZM29 170V171H28ZM32 170V171H31ZM43 170V171H42ZM71 170H69L68 171V169H67V173L68 174H71V173H73L74 172V170L73 171H71ZM41 171H42V173H41ZM44 171L45 172H47V173H44ZM55 171H51V172H55ZM63 171V173H61ZM71 171V172H70ZM136 171V170H135ZM150 171H152V172H150ZM3 172V173H2ZM20 172V173H19ZM34 172V171H33ZM49 172V173H48ZM152 173V174H150V173ZM2 173V174H1ZM143 173L146 175H143ZM10 174V175H9ZM12 174H14V175H12ZM39 174V175H38ZM43 175V176H41V177H43L44 178V176H45V178H48V179H45V180H47V182L44 180V182H45V184L43 185V183H38V184H40V185H42V187H40L39 185H37L35 182H37V180L40 182H42L43 180H39V178L41 179V177H39L40 175ZM56 174V175H57ZM122 174L124 175V176H122ZM132 174V176L130 177V175ZM137 174V175H136ZM21 175H23V176H21ZM33 175H34V177H35V175H37L34 179L32 178L33 177ZM128 175V176H127ZM136 175V176H135ZM11 176V177H10ZM13 176H16V177H13ZM25 176H27V178H29L30 176V178L33 180L32 182L31 181H29V180H31V179H28V181L29 182H27V178L25 177ZM135 176V177H134ZM143 176H144V178L145 179H143ZM147 176H148V178H147ZM22 177V178H21ZM38 177V178H37ZM123 177V178H122ZM128 177H130L129 179H128ZM8 178V179H7ZM26 178V179H25ZM42 178V179H43ZM125 178H126V180H125ZM135 178V179H134ZM25 179V180H24ZM125 181V182H123V180ZM128 179V180H127ZM148 181H147V180ZM13 180V181H14ZM36 180V181H35ZM134 180H135V182H134ZM155 180V179H154ZM153 180V181H154ZM24 181L27 183V185H29V186H31V187H26V188H24V187H22V189H21V186L22 185H20V184H23V186L26 184H24ZM52 182V183H50V184H48L49 182ZM128 181V182H127ZM140 181V182H139ZM61 182V181H60ZM134 182V183H133ZM34 183V184H33ZM124 183H126V184H124ZM32 184V185H31ZM48 184V185H47ZM75 184H77V185H75ZM122 184H124V185H126V186H124V187H122L123 185ZM131 184V185H130ZM150 184V183H149ZM12 185V186H13ZM56 185V184H55ZM54 185V186H55ZM73 185H75V186H73ZM72 186L74 187V190L75 189H77V188H79L80 187V183H74ZM129 185L131 186V187H129ZM4 186V187H3ZM26 186V185H25ZM38 186V187H37ZM44 186V187H43ZM45 186H47V188L45 187ZM17 187V189H19ZM29 188H31V189H29ZM123 188V189H122ZM1 189V190H2ZM47 191H46V190ZM73 189V188H72ZM122 189V190H121ZM130 190V191H128V190ZM132 189V190H131ZM6 190V191H5ZM7 190L9 191V192H7ZM43 190H45V191H43ZM111 190H114V189H111ZM120 192H119V191ZM16 193H15V192ZM6 192V193H5ZM11 192V193H10ZM26 192V191H25ZM28 192V191H27ZM21 193V192H20ZM37 193V194H36ZM42 193H44L43 195H42ZM118 193H120V194H118ZM13 194V195H12ZM26 195V193H21L20 194V196L22 195ZM39 194H40V196L41 197H39ZM120 196L118 199H115V198H117L118 197V195ZM121 195H123V196H121ZM36 196V197H35ZM38 196V197H37ZM42 196H44L45 198H44V200H43V202H42V200H41V198H42ZM13 198V203H12V201H10L11 203H12V205H11V203H9V201L8 200H12V198ZM31 197L33 198V200L31 199ZM30 198V199H29ZM17 199H19V201L17 200ZM35 199H36V201H35ZM46 199V200H45ZM50 200H53L54 199V197H50L49 198ZM112 199V200H113ZM8 202H7V201ZM39 202H38V201ZM41 200V201H40ZM18 201V202H17ZM27 201V204L26 203H24V202H26ZM31 201V202H30ZM55 201V203L57 202L58 203V205L62 202L61 200H53V202ZM5 202H6V204H7V210H8V212H7V210L5 211V206H4V204H5ZM16 203V205H15V203ZM35 202V203H34ZM42 202V203H41ZM52 202V201H51ZM48 203L47 205H48V207H47V205L46 206H42L41 205V207L42 208H40L41 210H39L38 212H36V214H35V218H34V220H35V223H39L37 220V218H40V217H42L39 221H41V222H43L41 225H45V227L47 228V227H49L48 229H51L52 227H54V225H55V223L57 224V223H59V221L61 220L60 218H61V216H62V218L65 216V215H67V213H68V211H69V209L63 204V202L61 203V204H63L62 206L61 205H59V206H61V208H59V206L57 205V207H56V204L55 205H51V204H54L53 202L52 203ZM2 203H4V204H2ZM18 203V204H17ZM112 203V204H113ZM5 204V205H6ZM9 204V205H8ZM10 205H11V207H10ZM22 205H19L20 207H22ZM52 207H51V206ZM54 206H55V208H54ZM64 206H65V208H64ZM112 207V208H113ZM52 208V209H51ZM60 209V210H58V209ZM65 210H64V209ZM62 209L64 210L63 212L64 213H62ZM67 209V210H66ZM113 209V210H114ZM57 210L60 212H57ZM44 211H46V212H44ZM50 211V212H49ZM56 211V213H54ZM65 211H67L66 213H65ZM11 212H14V211H10V213ZM45 213V214H44ZM91 213V211H89V214ZM53 214H55V215H53ZM64 214V215H63ZM13 214L11 213L10 214V217L12 216ZM38 215V216H37ZM39 215H40V217H39ZM4 216H6V215H3V217H1V218H4V220L5 221H8V218H6L5 219V217ZM7 216H9V214L7 215ZM51 216H52V218H51ZM51 218V221L49 220ZM47 219V220H46ZM4 220H2V221H4ZM1 221V220H0ZM1 221V222H2ZM1 222H0V224H1ZM45 223V224H44ZM48 231V230H47ZM50 231V230H49ZM48 234H49V232L48 233H46V235H45V237H48ZM20 238V237H19ZM18 238V240H20Z\"/></svg>",
    "mask_w": 264,
    "mask_h": 264
}]
</instances>
